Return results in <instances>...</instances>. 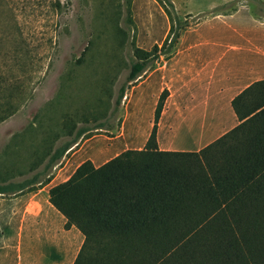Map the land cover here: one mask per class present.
I'll list each match as a JSON object with an SVG mask.
<instances>
[{"label":"trees","instance_id":"obj_1","mask_svg":"<svg viewBox=\"0 0 264 264\" xmlns=\"http://www.w3.org/2000/svg\"><path fill=\"white\" fill-rule=\"evenodd\" d=\"M131 10L141 44L126 80L145 69L168 30L154 0H132ZM165 95L162 90L156 118ZM231 104L239 122L198 149H160L154 128L142 145L126 147L127 136L117 135V153L98 164L83 158L48 188L65 226L74 224L83 234L73 264H264V79ZM12 108L9 101L0 105V120ZM86 129L79 126L51 153L47 145L44 169L0 182V192L37 181ZM17 229V216L1 212L0 244L10 236L15 243Z\"/></svg>","mask_w":264,"mask_h":264},{"label":"rangeland","instance_id":"obj_2","mask_svg":"<svg viewBox=\"0 0 264 264\" xmlns=\"http://www.w3.org/2000/svg\"><path fill=\"white\" fill-rule=\"evenodd\" d=\"M131 1L0 0V105L9 101L13 106L0 120V182L43 170L52 150L79 126H87L37 181L14 194L0 193L1 199L23 194L42 198L46 188L67 178L83 158L96 164L104 160L112 148L109 137L121 132L125 120L133 122L140 95L132 96L131 109L128 100L142 76L126 80L135 47L141 44ZM154 1L167 15L168 30L147 72L170 54L178 30L198 16L190 17L186 9L247 5L242 9L264 14V0ZM121 85L124 94L116 101ZM151 121L148 129L156 134L154 111ZM197 144L179 137L175 141L184 147Z\"/></svg>","mask_w":264,"mask_h":264},{"label":"crops","instance_id":"obj_3","mask_svg":"<svg viewBox=\"0 0 264 264\" xmlns=\"http://www.w3.org/2000/svg\"><path fill=\"white\" fill-rule=\"evenodd\" d=\"M244 6L184 11L198 16L178 30L170 54L148 72L145 68L132 86L128 106L132 108L135 94L139 106L133 122L125 120L121 132L109 137L108 156L120 149L113 138L117 135L127 136L126 147L145 142L162 90L166 95L156 118L160 149H198L239 122L232 98L264 79V14ZM177 137L198 144L177 146ZM44 191L38 199L27 194L0 198V213L9 209L18 220L15 243L10 236L0 244V264H73L83 234L74 224L65 226V216L49 200L48 188Z\"/></svg>","mask_w":264,"mask_h":264}]
</instances>
